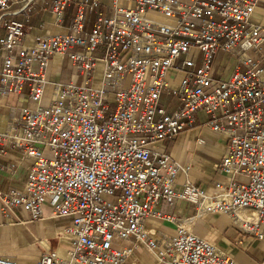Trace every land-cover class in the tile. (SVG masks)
Here are the masks:
<instances>
[{"label": "built area", "instance_id": "built-area-1", "mask_svg": "<svg viewBox=\"0 0 264 264\" xmlns=\"http://www.w3.org/2000/svg\"><path fill=\"white\" fill-rule=\"evenodd\" d=\"M256 2L0 0V97L26 88L30 102L0 143L33 159L20 188L0 191L1 209L8 220L19 219L17 208L37 220L46 204L68 221L66 257L46 251L36 264H123L132 247L115 241L129 237L156 264H237L183 225L174 213L180 201L201 214L220 212L264 240V25L252 21ZM69 6L64 33L30 35L34 10L48 8L62 23ZM18 13L19 20L8 17ZM56 54L67 57L75 79L55 85L43 104ZM163 94L176 108L162 104ZM200 114L228 142L219 170L232 178L211 193L178 184L188 166L152 148ZM150 219L172 222L175 233L150 236Z\"/></svg>", "mask_w": 264, "mask_h": 264}, {"label": "crops", "instance_id": "crops-1", "mask_svg": "<svg viewBox=\"0 0 264 264\" xmlns=\"http://www.w3.org/2000/svg\"><path fill=\"white\" fill-rule=\"evenodd\" d=\"M101 2L103 5L109 4V0ZM72 12L73 7L69 6L62 23H58L48 8L42 11L34 10L30 16L28 31L32 36L64 33ZM8 17L19 20L22 14H11ZM252 21L264 25V0H257ZM2 33L0 28V34ZM101 66V63L97 65L98 71ZM74 79L75 74L67 57L57 54L52 56L46 68L43 104L50 100L55 85L68 84L74 82ZM161 102L168 110H173L178 105L175 98L165 94L162 95ZM27 104L30 102L26 88L21 94L0 97V132H9L10 126L17 119L18 107ZM227 145V137L212 130L205 116L200 114L195 117L191 128L170 139L154 142L152 148L154 151L166 152L181 166H188L186 173L178 170L175 178L178 184L190 182L204 188L206 193H211L217 189L216 183L226 184L232 178L219 170ZM0 148V165L3 166L0 168V191L12 186L20 188L33 159L24 156L20 148L10 147L6 142H1ZM174 213L187 229L214 244L237 264L264 262V240L245 234L228 216L220 212L201 214L197 211L196 204L188 201H180ZM16 214L18 220L6 219L0 204V258L12 259L17 264H36L41 254L46 251H56L58 255L66 257L68 238L63 232L68 222L66 219L53 217L46 204L42 219L29 220V214L22 208H17ZM241 214L249 215L251 212L247 213L245 210ZM146 228L150 236L172 235L176 230L172 222L157 219L148 220ZM115 245L117 248L132 247L123 264H156L153 252L144 245H135L133 237L117 239Z\"/></svg>", "mask_w": 264, "mask_h": 264}, {"label": "rangeland", "instance_id": "rangeland-1", "mask_svg": "<svg viewBox=\"0 0 264 264\" xmlns=\"http://www.w3.org/2000/svg\"><path fill=\"white\" fill-rule=\"evenodd\" d=\"M100 71H98L97 72V75H95V79H94V81L92 82V84L93 85H99V83H100V75H98V73H99ZM100 74V73H99ZM175 74H176V72L175 71H170V72H168V78H173L174 76H175ZM175 82H178V80L180 79V76L177 74V76L175 77ZM79 80V82H80V79H78ZM76 82H78V81H76Z\"/></svg>", "mask_w": 264, "mask_h": 264}, {"label": "bare ground", "instance_id": "bare-ground-1", "mask_svg": "<svg viewBox=\"0 0 264 264\" xmlns=\"http://www.w3.org/2000/svg\"><path fill=\"white\" fill-rule=\"evenodd\" d=\"M251 211H249V209H247V213H250Z\"/></svg>", "mask_w": 264, "mask_h": 264}]
</instances>
